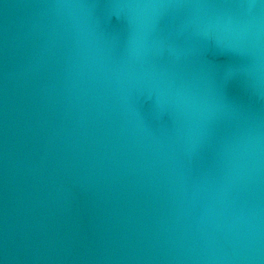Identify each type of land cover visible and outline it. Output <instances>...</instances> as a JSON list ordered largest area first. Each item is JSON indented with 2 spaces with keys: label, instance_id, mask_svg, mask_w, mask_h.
I'll return each mask as SVG.
<instances>
[{
  "label": "water",
  "instance_id": "1",
  "mask_svg": "<svg viewBox=\"0 0 264 264\" xmlns=\"http://www.w3.org/2000/svg\"><path fill=\"white\" fill-rule=\"evenodd\" d=\"M21 264H264V0H0Z\"/></svg>",
  "mask_w": 264,
  "mask_h": 264
}]
</instances>
